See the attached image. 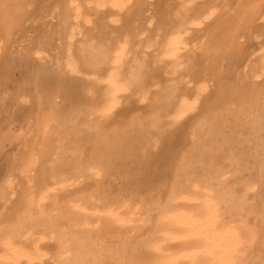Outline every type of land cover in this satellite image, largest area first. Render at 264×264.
Returning <instances> with one entry per match:
<instances>
[{
  "label": "bare ground",
  "instance_id": "obj_1",
  "mask_svg": "<svg viewBox=\"0 0 264 264\" xmlns=\"http://www.w3.org/2000/svg\"><path fill=\"white\" fill-rule=\"evenodd\" d=\"M44 1L3 0L9 6L0 7L4 78L13 67L14 62L8 64L13 44L21 32L25 37L27 23L47 24L38 20V10L47 8ZM49 1L42 15L56 19L70 61L55 70H32V81L28 77L14 96L32 102L30 108L22 104L29 110L20 111L25 115L21 125L13 127L17 114L6 113L11 119L0 114V155L8 146L22 145L19 155L10 150L15 157L7 169L16 175L0 184V264H43L47 258L53 264H166L173 257L181 258L177 264L231 260L260 264L264 258V57H255L252 47L264 21V0H194L193 7L179 0ZM105 9L110 21L121 22L120 26L109 23ZM149 11L152 14L145 17ZM153 19L155 29L150 27ZM139 20L141 24L134 25ZM81 22L92 26L86 37L91 43L85 41L75 51L81 64L77 67L70 47ZM146 23L150 35L143 38ZM190 31L196 33L192 37L198 45L185 53ZM30 51L22 55H34ZM24 57L23 66H31L30 58ZM63 68L99 75L95 79L100 83L87 84L86 89L83 85L79 97L73 88L75 96L67 92L70 102L62 106L59 83L67 86ZM163 74L168 75L166 85ZM55 77V88L42 93L41 86L49 87ZM155 86L159 95L150 108L152 114L142 117L138 112L120 120L122 98L139 94L146 100ZM6 94H0L2 108L12 105ZM192 104L195 109L178 120ZM191 117L194 128L183 138L179 135L181 147L176 144L174 151L177 128ZM131 157H137L141 170L155 163L158 175L167 176L160 177V187L148 188L147 195L134 191L135 195H113L102 184L127 172ZM89 181L94 182L92 190L80 188ZM48 241L55 246L53 254L49 250L51 256L43 248ZM189 253L197 255L186 258Z\"/></svg>",
  "mask_w": 264,
  "mask_h": 264
},
{
  "label": "rangeland",
  "instance_id": "obj_2",
  "mask_svg": "<svg viewBox=\"0 0 264 264\" xmlns=\"http://www.w3.org/2000/svg\"><path fill=\"white\" fill-rule=\"evenodd\" d=\"M202 1H204V0H201V2ZM45 2V1H44ZM46 2H47V4H46ZM46 2L44 3V6L43 7H49V2H52V1H49V0H46ZM168 2H172V1H168ZM184 3L183 5L184 6H189V7H193V6H195V4H196V2H194V0H179V2L178 3ZM197 2H199L198 0H197ZM94 6V4H92V7ZM45 7V8H46ZM47 8H46V10L44 9V8H40V10H43V11H40V10H38L39 11V13H41V15L43 14V12H45V11H47ZM102 11H104V14H106V16H107V19H108V21H109V23L111 24L112 22L110 21L111 19H110V13H107V9H105V10H102ZM148 11V10H147ZM100 13V12H99ZM95 14H98V12L97 13H95ZM150 14H152V12L151 11H149V12H147V13H145L144 12V16L146 17V16H149ZM40 17H38V20H39V18H43V19H45L46 21H45V23L47 22V24H45V25H47V26H45V25H43V22L44 21H37V20H35V21H33V24H32V21H29L28 23H27V25H26V29L24 30V32H26V33H24V35H25V37H23L22 36V34H23V32H21L20 34H19V37H17L18 38V40H17V44L15 45V44H13V47H12V49H11V53H13V54H11V56H10V60L8 61V64L11 66V64L13 63V67H12V69L8 66V68H10V75L7 77V79L6 78H4V74H3V72L1 71L0 73H2V75L0 74V80H1V82L3 81V85H2V83L0 84V90H2V88H3V90L2 91H5L7 94L6 95H8V97H9V95L11 96V97H9L10 99H11V102H10V99H9V104H12V105H8L7 106V108H2V102L0 101V114L1 115H3V113H5L3 116H4V118H9V119H11L10 117H8V115H9V113L11 114V116L12 115H14V114H17V115H14V116H16V117H14L13 116V118L12 119H14L15 118V120H13V121H15V122H13V127H15V125L17 126V124H18V126L19 125H21V122L20 121H22V123H23V121H24V119H22V118H24V116L25 115H23L22 114V112H23V110H24V112H26L27 110H29V109H25V108H30V106L32 105V102H30V103H28V104H26L25 102H24V100L26 99V98H19V99H17V100H19L16 104L13 102V101H17V100H15V97L14 96H16V94H17V91H19V88L20 87H23L24 85H25V82H27L28 80H29V78L31 79L32 78V76L33 75H31V74H33V72H34V70H36V68L38 69V68H41V67H43V68H45V67H51V69H49V70H55V69H57L58 68V66L59 67H65V66H67V62H69L70 60L68 59V57H67V54H66V50H65V45L63 44V40H62V38H61V34H60V27L59 26H57L56 25V23H57V21H56V19H51L50 17L48 18L45 14H44V16L42 15V17H41V15L40 14H38ZM159 18V17H158ZM36 19V18H35ZM154 20V19H153ZM52 22V23H50V24H48L49 22ZM141 21L139 20V21H137V22H135V24L134 25H136V26H139L141 23H140ZM138 23H139V25H138ZM28 24H30V27L28 28ZM42 24V25H41ZM55 24V25H54ZM260 24H262V25H260V27H259V29H258V34H256V36H254V43H253V52H254V55H255V57H264V21L262 22H260ZM111 25H115V26H120L121 25V22H119L118 24L117 23H112ZM155 25H157V21L156 20H154L153 21V23H152V25L150 26V27H152L153 29H155L154 27H155ZM45 26V27H44ZM143 32L142 33H144V37L143 38H145V37H148L150 34H149V32H148V27H149V24H147L146 23V26L143 24ZM92 26H87V27H85V26H83V24H82V22L80 23V26H79V28H78V32H79V34L77 33L75 36H74V38H72V45H71V47H70V54H73L72 55V57H74L75 58V61H76V64H77V67H81L80 65V60H79V58H78V56H76V54H75V51H77L79 48H82L83 46H82V44H86V42L85 41H87V43L88 44H90L91 42V40H90V38H89V40H88V38H86L87 37V35H89L90 34V31L88 30V28L90 29ZM203 29H204V26L202 27ZM29 31H28V30ZM46 29H47V32H46ZM199 29H201V28H199ZM194 34H196V33H191V31H190V34L188 35V36H186V37H188V38H186V43H187V46L185 47V50H187L186 52H185V50H183L185 53H187V52H190V51H192V50H194V49H197V45H198V39H195L194 37H192ZM22 36V37H21ZM190 37H192V39L190 38ZM257 37V38H256ZM26 38V39H25ZM190 38V39H189ZM197 38V37H196ZM20 39H24L23 41H24V43L23 42H20ZM194 39V40H193ZM21 40V41H22ZM188 40H189V45H188ZM196 40H197V42H196ZM66 41H67V39H66ZM68 41H70L69 39H68ZM67 41V42H68ZM193 41V42H192ZM195 41V42H194ZM20 42V43H19ZM65 42V41H64ZM19 43V44H18ZM23 45H22V44ZM21 44V45H20ZM14 45H15V47L16 48H14ZM21 46V47H20ZM29 46V47H28ZM42 49H36V48H39V47ZM67 46V45H66ZM19 48V50H18V48ZM35 47V48H34ZM20 48H23V50H21ZM33 48H34V50H33ZM187 48V49H186ZM15 49V50H14ZM18 50V52L21 50V52L22 51H24V52H17V50ZM26 49H30V50H32V51H30V52H35L34 53V55L32 54V53H28V58H30V61H32V62H30V65L34 68H32L31 66H23V64H22V61L21 60H23V57L24 56H26L27 54H26V52H29L28 50L26 51ZM36 49V50H35ZM13 51V52H12ZM36 51H38V53L36 52ZM40 51V52H39ZM43 51V52H42ZM15 52H17L18 54H15ZM21 53V55L20 56H23L22 58H21V60H20V56H19V54ZM23 53H25L26 55H22ZM77 53V52H76ZM15 54V55H14ZM35 54L37 55L36 57L37 58H40L41 60L40 61H38L39 59H35L34 57H35ZM12 55H13V58H12ZM33 55V56H32ZM19 56V57H18ZM30 56H32V57H30ZM27 57H24V58H27ZM67 57V58H66ZM78 59H77V58ZM15 58H17V59H19L21 62L19 63V62H17V61H19V60H17V59H15ZM35 59L34 61L33 60H31V59ZM14 60V61H13ZM15 60H17V61H15ZM23 61H26V60H23ZM79 61V63H77ZM12 62V63H11ZM15 62H16V64H15ZM36 62H38L39 64H40V62H41V65L42 66H39V64L38 63H36ZM19 63V64H18ZM32 63V64H31ZM65 63V65L63 66V64ZM67 63V64H66ZM15 64V65H14ZM18 64V65H17ZM22 65V67H21V65ZM33 64H37V67L35 66V65H33ZM45 66H44V65ZM19 66V67H18ZM53 66V67H52ZM16 68V70L14 71V69ZM25 67H27L26 69H25ZM29 67V68H28ZM31 67V68H30ZM1 68V67H0ZM18 68V69H17ZM22 68H24V70L22 69ZM55 68V69H54ZM22 69V70H21ZM46 69V68H45ZM64 69H66V68H63V70ZM0 70H2V68L0 69ZM12 70V71H11ZM30 70V71H29ZM32 70H33V72H32ZM28 71V72H27ZM80 72H82L81 74L78 72V69H77V71L76 72H72L71 70H70V68H67L66 70H65V72H67L66 73V76H67V78L65 79V81H66V84H67V86L65 85L64 86V82L63 83H59V85H63L60 89H61V91H60V93L62 94V95H64V93L62 92V90H64V92H65V99H67V98H69L71 95L72 96H75L74 95V93L76 94V96L78 95V97L80 96V94L81 93H79L82 89H81V87L82 88H84V86H85V84H86V86H85V89L87 88V87H89L91 84L93 85V84H95V83H100L99 81L97 82V78L99 79L100 77H99V75H97L96 76V74H89V73H86V72H83L82 71V69L81 70H79ZM11 72H12V74L14 75V77H13V75L11 74ZM25 72V73H24ZM70 72V73H69ZM72 72V73H71ZM78 72V73H77ZM26 74V75H25ZM27 74H29V75H27ZM87 76H86V75ZM25 75V76H24ZM93 75V77H91ZM53 77H54V75H52ZM71 76V77H70ZM90 76V77H89ZM162 76V75H161ZM163 76H164V78H162L163 79V81L161 80V77L159 78L160 79V81H162V83L163 82H165V80L168 78V75H165V74H163ZM2 77V78H1ZM12 78L11 80L10 79H8V78ZM29 77V78H28ZM60 77V76H59ZM58 77V78H59ZM95 77H96V79H95ZM4 78V79H3ZM26 78V79H25ZM52 78V77H51ZM7 80V81H5L4 82V80ZM53 79V78H52ZM83 80V81H81V80ZM89 79V80H88ZM93 79V80H92ZM96 81H95V80ZM158 79V80H159ZM54 80L55 81H52V83L51 82H49L50 84V86L49 87H47L48 85V83H46V84H44V88L41 86V92L42 93H44L45 95L47 94V92L49 91H51L53 88H55L53 85H54V82L56 83L57 81V78L55 77L54 78ZM72 80V81H71ZM76 80V81H75ZM157 80V81H158ZM23 81V82H22ZM32 81V79L30 80V82ZM92 81H94V82H92ZM9 82V83H8ZM29 82V81H28ZM74 82V83H73ZM89 82V83H88ZM11 83V84H10ZM24 83V84H23ZM58 83V82H57ZM56 83V84H57ZM8 84V85H7ZM19 84V86H17ZM29 84V83H28ZM52 84V85H51ZM72 86H71V85ZM76 84V85H75ZM80 84V85H79ZM87 84H89V86H87ZM167 83L165 82V84H163V85H166ZM23 85V86H22ZM74 85H75V87H74ZM84 85V86H83ZM4 86H7V89H6V87L4 88ZM27 86H30V85H27ZM10 87V88H9ZM33 87V86H32ZM52 87V88H51ZM58 87V86H57ZM64 87H66V88H64ZM93 87V86H92ZM91 87V88H92ZM156 87V86H155ZM152 87L151 88V90H152V92H151V90H150V93H149V91H148V96H147V98L148 99H146V100H142L141 98H142V96H140L139 94L138 95H131V97H128L127 98V96H129V95H127L126 96V98L124 99V98H122L121 100V105L119 106V110H118V114H119V116H121V117H119L120 118V120H123V118L124 117H126L124 120H123V122L127 119V120H129V119H131L130 117H128V116H130L131 115V117H134L133 115H135V113H136V116L141 112V114H139L138 116H140V115H142V117L144 116V115H146V116H148L149 114H152L151 112H150V108H151V106H152V104H154L153 103V101H154V98L156 99V97L159 95L158 94V88L156 87ZM12 88V89H11ZM43 88V89H42ZM47 88H49L47 91H45ZM73 88H74V90H73ZM80 90H79V89ZM10 89V90H9ZM156 89V90H155ZM8 92H7V91ZM42 90H44V91H42ZM74 91V93H73V91ZM78 90V91H77ZM2 91L0 92V94H2ZM15 91V92H14ZM70 91H72V94H70ZM156 91H157V93H156ZM9 92H10V94H9ZM70 94V96H68L69 94ZM77 92H78V94H77ZM12 94V95H11ZM66 94H68V95H66ZM61 95V99L59 98V100L58 101H60V105H62V106H64V103L67 105L68 104V102H70L69 100H70V98L68 99V100H65V99H62V97L64 98V96H62ZM86 95H88V94H86ZM83 96H84V94H83ZM140 96V97H139ZM12 98H13V100H12ZM23 101H22V100ZM20 100L22 101V102H20ZM64 100V101H63ZM128 100V101H127ZM148 100V101H147ZM151 100V101H150ZM67 101V102H66ZM21 103V104H19V106L17 105L18 103ZM152 102V103H151ZM16 105V107H15V105ZM22 104L24 105H27V107L25 106V108H24V106H22ZM151 104V105H150ZM18 106V107H17ZM148 106H149V109H148ZM14 107V108H13ZM21 107L22 108H24V109H21ZM15 108H17L16 110H15ZM18 108H20L19 110H18ZM132 108V109H131ZM2 109H4L3 111H2ZM6 109H8V110H6ZM140 109H141V111H140ZM11 110V111H10ZM26 110V111H25ZM138 110V111H137ZM13 111H14V113H13ZM16 111H18L19 113H17ZM20 111H22V112H20ZM131 111V112H130ZM146 111H148V112H146ZM3 112V113H2ZM12 112V113H11ZM16 112V113H15ZM23 112V113H24ZM139 112V113H138ZM8 115H7V114ZM134 113V114H133ZM145 113V114H144ZM149 113V114H148ZM20 114H22L21 116H20ZM128 114V115H127ZM144 114V115H143ZM148 114V115H147ZM7 115V116H6ZM6 116V117H5ZM170 116H172V114L171 115H169V117ZM145 117V116H144ZM3 118V117H2ZM4 118H3V120H4ZM172 117H170V119H171ZM18 119V120H17ZM22 119V120H21ZM165 121H167L166 119H164ZM19 121V122H18ZM193 122V117H191V118H189L188 120H186L183 124H181V125H179L178 127L179 128H175L176 130H177V132H179V129H180V132H182V133H178V137H177V139H175L174 141H173V143H174V145H173V143H172V146H173V150L175 149V150H177V149H180V147H181V141H179L181 138H179V135H181L180 137H185L187 134H189L190 132H191V129L192 128H194V126L191 128L190 126H192V125H194V123H192ZM15 124V125H14ZM192 124V125H191ZM182 129V130H181ZM188 130V131H187ZM0 131H1V128H0ZM4 131H6V130H4ZM190 131V132H189ZM184 132V133H183ZM187 132V133H186ZM185 133H186V135H185ZM182 135H184V136H182ZM179 142V144L177 143V141ZM14 144V143H13ZM178 145V148L176 149V147H177V145ZM180 145V146H179ZM15 148H13V147ZM20 147V150H19V147ZM11 148V149H10ZM9 148V146H8V148H6V151L8 152H6V153H4L5 154V156H6V158L4 157V154H2V155H0V157H2V158H0V184L1 183H3L5 180H6V178L8 177V178H10V176H11V178H13L12 176H15L16 174L15 173H11V171H9L10 169H7V168H9V166L10 165H12V163H13V159H14V157L16 156V154L15 153H17V155H19L20 153V151H21V149H22V145L21 144H19V145H17V143L16 144H14V145H11V147ZM8 149V150H7ZM14 151H13V150ZM15 154V156H14V154H11V151ZM19 150V151H18ZM174 150V151H175ZM16 151V152H15ZM18 151V152H17ZM11 154V156H10V154ZM7 154V155H6ZM9 154V155H8ZM8 156H9V158L11 159H8ZM13 156V157H12ZM154 156H152V160L154 161L155 159L153 158ZM4 159V160H3ZM8 159V160H7ZM135 159V160H134ZM137 157L135 158V157H131L130 158V160L128 161V165H126V167H125V171L127 170V172H125V173H123L122 174V176H120L119 177V175L118 174H115V176L114 177H110V178H108V179H106V180H104V183L102 184L103 185V187H104V189H106L108 192H112V194L113 195H118V192H120L122 195H127V193H129L128 195H135L137 192L138 193H141L142 195H145L146 194V192H147V189L148 188H150V187H152V186H154L155 184H156V186H154V188L156 187H160L161 185H162V183H163V181L161 180V178H163V177H166L167 175H164V176H160V175H158V172H159V170H160V168H157V170H155L154 168H155V166L154 165H156L154 162H152V163H154V164H151V165H149L148 166V170L147 169H145L144 171L143 170H141L140 168H138L139 166H140V164H139V160L137 159ZM4 161V162H3ZM7 161H9V162H7ZM10 161H11V163H10ZM156 161V160H155ZM132 162H134V163H132ZM2 163H5V164H2ZM7 164V165H6ZM129 164H130V167H129ZM132 164H133V166H132ZM134 164H136V165H134ZM2 165V166H1ZM9 165V166H8ZM11 167V166H10ZM135 169H134V168ZM137 167V168H136ZM154 167V168H153ZM129 168V169H128ZM137 169H139L140 171H137ZM6 170H8V172L6 171ZM131 171V172H130ZM130 174H129V173ZM143 172V173H142ZM4 173V174H3ZM10 173V174H9ZM137 173V176L136 175H131V174H136ZM156 173H157V175H156ZM9 174V175H8ZM11 174H13V175H11ZM125 174H127V175H125ZM139 174V175H138ZM132 176V177H129V176ZM153 175V176H152ZM3 177H4V179H3ZM6 177V178H5ZM117 177H118V179H117ZM125 178L126 180H127V182H126V180L125 179H122V178ZM129 177V178H128ZM137 177V178H136ZM161 177V178H160ZM3 180H2V179ZM115 178V179H114ZM120 178L122 179V180H120ZM135 178V179H134ZM110 179H111V181H110ZM130 181H129V180ZM132 179H133V182H132ZM151 179V180H150ZM154 179V180H153ZM157 179H159V180H157ZM161 181H162V183H161ZM92 182V183H91ZM108 182L110 183V182H112L110 185L108 184ZM150 182H154L153 183V185H152V183L150 184ZM160 182V183H159ZM91 183V186H89V184ZM106 183V184H105ZM113 183H115V184H113ZM125 183H126V185H125ZM132 185H131V184ZM140 183V184H139ZM149 183V184H148ZM93 184V185H92ZM122 184V185H121ZM128 184L130 185V186H128ZM135 184V185H134ZM85 185V186H84ZM108 185H109V187H108ZM116 185V186H115ZM119 185V186H118ZM140 185V186H139ZM145 185H146V188H145ZM84 187L86 190L87 189H89V190H87V191H90V190H92L93 189V187H94V182L93 181H89V182H85V183H82V184H80V188L81 187ZM118 186V187H117ZM126 186V187H125ZM138 186V187H137ZM82 187V189H84ZM88 187V188H87ZM91 187V188H90ZM108 187V188H107ZM112 187V188H111ZM113 187H114V189H113ZM123 187V188H122ZM131 187V188H130ZM116 188V189H115ZM119 188H121V190L119 189ZM133 188V189H132ZM77 189V188H76ZM75 189V190H76ZM84 189V190H85ZM109 189H110V191H109ZM140 189V190H139ZM70 191H72V189H69ZM120 190V191H119ZM123 190V191H122ZM126 190V191H125ZM145 190V191H144ZM130 191V192H129ZM132 191H134V193H132ZM136 191V192H135ZM68 194V193H67ZM78 194V193H77ZM147 195V194H146ZM49 242V243H48ZM48 242H46L45 243V246L43 247L44 248V251L45 252H47V253H49L50 254V256H51V251H52V254L54 253V251H55V246H54V244L51 242V241H48ZM48 243V244H47ZM50 244V245H49ZM48 245V246H47ZM52 245V246H51ZM54 246V247H53ZM52 247V248H51ZM54 249V250H53ZM47 250V251H46ZM49 250H51L50 252H49ZM45 263L46 264H53V260H51L50 258H47V260L45 261ZM45 263H43V264H45Z\"/></svg>",
  "mask_w": 264,
  "mask_h": 264
},
{
  "label": "snow or ice",
  "instance_id": "obj_3",
  "mask_svg": "<svg viewBox=\"0 0 264 264\" xmlns=\"http://www.w3.org/2000/svg\"><path fill=\"white\" fill-rule=\"evenodd\" d=\"M0 7H4L7 8L9 7L6 3L3 2V0H0ZM195 109V104H192L190 106H188L184 111H182L178 116L177 119L181 120L184 118V116L187 114L188 111H192ZM157 251H159V249H156ZM195 255H197V253H189V254H185L186 258H191L194 257ZM181 259L180 257H173L170 258L168 261H166V264H177V261ZM221 264H237L236 261L231 260V261H221ZM260 264H264V258L261 259Z\"/></svg>",
  "mask_w": 264,
  "mask_h": 264
}]
</instances>
